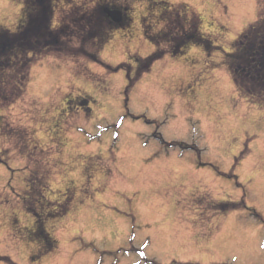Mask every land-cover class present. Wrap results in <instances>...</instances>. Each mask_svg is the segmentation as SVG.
Returning <instances> with one entry per match:
<instances>
[{"label":"rangeland","instance_id":"1","mask_svg":"<svg viewBox=\"0 0 264 264\" xmlns=\"http://www.w3.org/2000/svg\"><path fill=\"white\" fill-rule=\"evenodd\" d=\"M51 2L63 42L37 51L0 105V264H264V104L224 63L264 0ZM98 3L133 19L75 35ZM22 4L0 0V26L16 32ZM167 4L212 43L139 75L136 58L156 51L142 19L162 29Z\"/></svg>","mask_w":264,"mask_h":264},{"label":"trees","instance_id":"2","mask_svg":"<svg viewBox=\"0 0 264 264\" xmlns=\"http://www.w3.org/2000/svg\"><path fill=\"white\" fill-rule=\"evenodd\" d=\"M104 7L100 6L75 20L79 30L75 35L91 40L100 35L102 28H106L105 33L108 34L112 29L124 28L131 22L128 12H125L124 20L119 25L109 23L107 15L103 13ZM187 13H190L188 7L183 10L167 4L158 21L160 24L165 23L162 29L153 30L144 26V34L156 51L144 60L145 64L143 60L137 59L139 75L165 54L180 56L190 45H197L208 52L212 43L210 38L202 34L198 18L192 17L190 21ZM52 16L51 0H23L16 32L0 26L1 106L10 105L20 95L18 90H22L27 82L28 68L32 59L37 57L36 52L62 44L65 33L63 28L52 29ZM224 63L240 95L253 103L264 104V11L260 9L258 20L237 38L233 52L226 54ZM38 232L39 235H47L42 230ZM44 238L48 240L49 236Z\"/></svg>","mask_w":264,"mask_h":264},{"label":"flooded vegetation","instance_id":"3","mask_svg":"<svg viewBox=\"0 0 264 264\" xmlns=\"http://www.w3.org/2000/svg\"><path fill=\"white\" fill-rule=\"evenodd\" d=\"M195 203L197 205H201V207L199 209L201 210V214H204V215H206V213L209 214L211 212V210H215L216 209L214 202H212L210 204H207V203L204 202V200L202 201L200 199V200L196 201ZM213 213L212 214H209L208 217H213L214 216Z\"/></svg>","mask_w":264,"mask_h":264},{"label":"water","instance_id":"4","mask_svg":"<svg viewBox=\"0 0 264 264\" xmlns=\"http://www.w3.org/2000/svg\"><path fill=\"white\" fill-rule=\"evenodd\" d=\"M107 12L109 13V16L112 18V20L116 23L121 22L122 20V12L118 9L110 10L108 9Z\"/></svg>","mask_w":264,"mask_h":264}]
</instances>
